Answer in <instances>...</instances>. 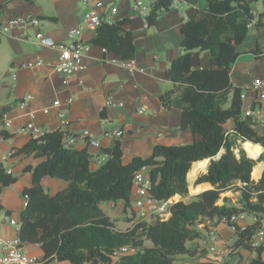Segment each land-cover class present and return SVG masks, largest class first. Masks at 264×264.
Masks as SVG:
<instances>
[{
    "label": "trees",
    "instance_id": "trees-1",
    "mask_svg": "<svg viewBox=\"0 0 264 264\" xmlns=\"http://www.w3.org/2000/svg\"><path fill=\"white\" fill-rule=\"evenodd\" d=\"M170 6L171 0L153 2L148 22L155 23ZM253 19L247 0H208L207 8L199 9L181 26L183 52L166 72L174 85L161 96V101L164 108L179 107L181 128H190L199 134V139L182 145L157 144L150 156H135L128 163L123 162V148L117 140L105 149L108 159L96 169L91 168L87 148L67 146L64 130L45 131L27 142L20 151L42 159L24 169L32 172V185L23 191L28 201L19 220L21 243L39 244L43 262L56 259L69 264H174L178 255L191 253L188 242L200 237V223L226 219L236 228V245L252 248L250 238L264 219V170L261 178H252L255 168L262 164L247 156L244 149L239 150V155L233 150L225 123L234 119L235 131L243 140L264 145V137L242 118L241 89L233 85L230 77L231 66L240 54L237 46L247 37L248 23ZM89 42L125 61L136 55L129 18L112 24L104 22ZM196 49L209 52V67L193 68ZM253 52L264 56L263 48L256 47ZM7 110L0 109V122ZM1 133L7 135L5 130ZM222 148L225 152L217 157ZM204 159H209L207 171L198 174L195 184L209 182L213 188L200 192L191 201L173 203L166 220L154 217L119 230L101 207L103 202L123 201L128 209L133 178L144 168L149 169L155 197L186 196L187 175L194 162ZM45 176L63 179L67 185L51 194L42 184ZM17 180L0 163V192ZM238 181L248 185L237 187ZM228 190L241 191L238 205L228 197L223 204L217 203L221 193ZM241 213L254 215L255 226L242 230L230 222L233 214ZM147 240L152 245H146ZM123 246H131L135 252L114 257V252ZM251 264H264V259L260 255Z\"/></svg>",
    "mask_w": 264,
    "mask_h": 264
},
{
    "label": "crops",
    "instance_id": "crops-1",
    "mask_svg": "<svg viewBox=\"0 0 264 264\" xmlns=\"http://www.w3.org/2000/svg\"><path fill=\"white\" fill-rule=\"evenodd\" d=\"M101 1L106 7L98 11L104 18L109 7L117 6L115 21L130 19L136 46L133 59L135 68L124 66L120 56L89 42L94 37L95 30H85L82 39L91 44L90 51L83 58L85 67L66 79L51 68L59 57V50L38 47L33 43V37L36 29H40L56 42L70 43L69 31L79 26L92 7L88 0H0V20L14 15H28L40 20L38 28L14 27L9 33L0 36V109L6 107L8 110L5 115L12 120L11 126L5 130L7 135L0 131V163L18 177L15 183L4 187L0 192V236L5 240L19 238V225L11 224L10 219L14 218L19 223L21 212L25 208L23 191L32 185V172L24 169L26 166H35L41 160L20 151L32 139L23 129L30 120V111L36 112L34 120L45 131L59 129L61 119L58 111H63L69 122L66 140L70 135L75 136V141L70 143L71 147L87 148L91 155L92 169L98 168L108 159L105 149L114 146L117 140L121 141L123 148V162L128 163L135 156H150L157 144L182 145L200 138L190 128H181V109L177 106L164 108L161 96L174 85L167 78L166 72L183 52L180 45L183 37L181 26L199 9L207 8L208 0H180V8L170 6L153 24L148 22L147 17L152 3L157 0ZM247 2L254 13V23L245 40L237 46L240 54L231 66L230 77L233 85L241 89L242 118L264 137V98H261L262 91L253 87L256 79H264V56H257L253 52L256 47L264 49V16L261 15L264 12V0ZM137 3L140 5L137 6ZM258 21L261 23H257ZM37 57L44 58L47 64L42 68L26 66L27 62ZM209 65V52L194 50L193 68H207ZM26 96H31V100L27 106L21 107L20 103ZM70 98L71 103L68 102ZM55 100H60L59 108L52 106ZM46 107H50L47 114L43 112ZM246 110H253L255 114L245 118ZM225 127L233 150L238 155L240 149L247 153L243 143L250 140L245 141L236 133L235 120H228ZM118 130L122 131L119 137L114 135ZM84 132H88V135ZM90 140L97 141L98 144H92ZM252 143L261 146L258 156L251 157L257 164H262L259 174H252V178L258 180L264 170V145ZM224 152L225 148H222L217 157ZM208 163L209 159L204 168H199L194 179L190 180L188 177L191 190L186 196H173L175 202L191 201L200 192L213 188L209 182L195 184L198 174L207 171ZM144 169L149 171L148 168ZM42 184L49 193L54 194L64 188L67 182L45 176ZM200 185L205 188L199 187ZM232 191L228 190L226 193L235 195V192L240 198V190ZM232 201L239 204L233 198ZM106 203L108 208L117 205V202ZM101 207L110 216L105 207ZM123 210L125 205L122 206ZM256 220L254 215L245 213L243 218L237 220L236 225L243 230L248 226H255ZM198 227L200 237L188 242L192 251L181 258L184 264H225L231 256L238 258L237 264H251L260 255L264 259V245L261 250L236 245V228L228 223L204 220ZM259 228H264V219L254 230ZM211 229L217 234L215 240L211 238ZM203 232L208 233V239L212 243L208 249L203 248L198 240L204 235ZM234 237L236 239L231 244ZM217 241L222 245L223 256L211 258L210 252L217 251ZM21 245L25 252L42 259L43 250L39 244L25 242ZM4 254L5 250L0 247V257ZM39 264L69 262L55 259Z\"/></svg>",
    "mask_w": 264,
    "mask_h": 264
},
{
    "label": "built area",
    "instance_id": "built-area-1",
    "mask_svg": "<svg viewBox=\"0 0 264 264\" xmlns=\"http://www.w3.org/2000/svg\"><path fill=\"white\" fill-rule=\"evenodd\" d=\"M88 2L92 5L90 10L84 15L82 21L79 26L73 28L69 31V38L71 39L70 43H60L56 42L53 38L47 36L40 29H36L34 34L33 43L38 47L45 48H57L59 50V57L57 61L52 65V70L64 76V78L69 79L73 74L78 72L79 70L85 67L83 58L87 55V53L91 49V44L84 41L82 39V33L85 30H95L99 26H101L104 22L112 24L115 22V15L118 12L117 6H111L108 8L106 13V17L98 11L101 8H105L106 4L101 0H88ZM140 3H137L139 6ZM171 7L180 8V0H171ZM253 20L249 21L248 27L253 26ZM40 24V20L36 17L28 16V15H14L6 20H0V36L9 33L14 27H20L22 29L28 27L38 28ZM124 66L129 67L130 69L135 68L134 60H122L121 62ZM47 63L44 58L37 57L33 61H29L26 63L27 67L31 68H42ZM253 87L256 90H261V98H264V79H256L253 83ZM31 100V96H26L21 101V107H25ZM69 103L72 102V98L68 100ZM110 104H113L111 101ZM53 107L59 108L61 106L60 100H55L52 104ZM144 110H141V112ZM44 113L50 112V107H46L43 110ZM255 114L253 110L245 111V118H250ZM30 120L25 124L24 130L31 136L33 139L39 138L45 130L42 126L38 125L35 122L36 112H29ZM58 116L61 119V124L59 130L66 131L68 126V119L66 114L63 111H58ZM12 124V120L8 118L6 115L3 120L0 122V131L6 130ZM84 134L88 135V132H84ZM122 131L118 130L114 132V135L119 137L121 136ZM75 136L70 135L68 140L66 141L68 144L73 143L75 141ZM92 144H98L97 141L90 140ZM8 173H11L8 170ZM248 185L247 182L238 181L236 186L240 188H244ZM152 187V178L149 174V171L145 169L139 170L132 181V195L130 199V207L132 211L136 212L137 220H152L154 217H159L161 220H166L171 215V205L175 203L173 197L169 199H159L155 197L151 192ZM24 204L27 205L28 195H23ZM114 204V201H110ZM245 216L244 213L241 214H233L230 217V222L236 223L239 218H243ZM221 222L228 223V220H223ZM11 224L19 225L16 219H10ZM229 224V223H228ZM235 227V226H233ZM211 238L215 240L217 238V234L214 229L210 231ZM21 241L19 238L9 241L5 240L0 236V247L5 250V254L0 257V264H39L42 263L41 257L27 253L23 250L21 245ZM249 244L252 248L256 249L264 245V228L257 229L252 237L250 238ZM215 248L213 247L212 250ZM135 252V248L131 246H123L117 249L113 256L118 257L121 254Z\"/></svg>",
    "mask_w": 264,
    "mask_h": 264
},
{
    "label": "rangeland",
    "instance_id": "rangeland-1",
    "mask_svg": "<svg viewBox=\"0 0 264 264\" xmlns=\"http://www.w3.org/2000/svg\"><path fill=\"white\" fill-rule=\"evenodd\" d=\"M66 144H67L68 147H71L70 144H68V143H66ZM247 156H248V154H247ZM34 157L39 159V160L42 159L40 157H36V156H34ZM256 173H257V175L259 174L256 170H254L255 176H256ZM187 177H189V176L187 175ZM189 190H191V187H189ZM226 192L221 193V198L217 202L219 205L224 203V198L225 197H228L232 203H234L232 201V198L234 199L235 202L239 201L238 200L239 199V195H237L234 191H232V192H234L235 195H231V193H226ZM123 205H124L123 201H117V205L115 207L108 208L106 202L102 203V206L105 207V209L109 212L111 218L116 223L115 224L116 228L119 229V230H126V229L132 227L134 225V223L136 222L135 220H137L136 212L132 211L131 208H128V209L122 211V206ZM204 235H205V237H204ZM204 235L201 238H199L198 240H199V243L201 244V246L203 248H207L208 249L212 245V243L208 239V233L205 232ZM235 239H236V237H234V239H232L230 241V243L231 244L234 243ZM146 245L150 246V245H152V242L150 240H147L146 241ZM216 249H217V251L215 253H211L209 251L210 254H212L210 256L211 258H216V257H219V256L220 257L223 256V254H222V245H220L218 241L216 243ZM182 257H186V254L178 255L176 257V260H175L174 264H184L183 260L181 259ZM237 262H238V258L236 256H231L227 260V262L225 264H237ZM190 264H194V262H190Z\"/></svg>",
    "mask_w": 264,
    "mask_h": 264
},
{
    "label": "bare ground",
    "instance_id": "bare-ground-1",
    "mask_svg": "<svg viewBox=\"0 0 264 264\" xmlns=\"http://www.w3.org/2000/svg\"><path fill=\"white\" fill-rule=\"evenodd\" d=\"M243 147L247 150V153L249 154V156L253 157V158H256L258 156V153L261 151V146L259 144L255 145L251 141L244 142ZM207 162H208V159L202 160V161H197L193 164V167L188 174L190 180L195 178L199 168H204L206 166ZM261 168L262 167L259 166V167L255 168V170L259 173ZM256 176H257V173H256Z\"/></svg>",
    "mask_w": 264,
    "mask_h": 264
}]
</instances>
